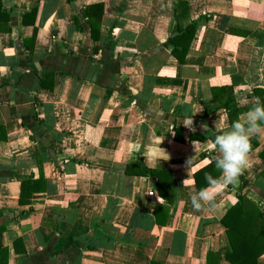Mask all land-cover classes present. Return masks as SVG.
Wrapping results in <instances>:
<instances>
[{
  "label": "crops",
  "instance_id": "crops-1",
  "mask_svg": "<svg viewBox=\"0 0 264 264\" xmlns=\"http://www.w3.org/2000/svg\"><path fill=\"white\" fill-rule=\"evenodd\" d=\"M0 3V264H230L222 218L240 194L264 210V128L213 208L191 196L226 106L241 120L264 88V0ZM95 5L99 40L83 17ZM192 23L184 55L173 39ZM144 169L172 177L164 227Z\"/></svg>",
  "mask_w": 264,
  "mask_h": 264
},
{
  "label": "trees",
  "instance_id": "trees-1",
  "mask_svg": "<svg viewBox=\"0 0 264 264\" xmlns=\"http://www.w3.org/2000/svg\"><path fill=\"white\" fill-rule=\"evenodd\" d=\"M0 9V31L6 32L9 15L3 11L1 3ZM102 16L103 8L101 5L91 6L83 11V17L88 19L90 23V36L93 40H99V28ZM196 25V23H192L191 27L184 34L175 36L173 39V44L176 47H182V53H184V55L192 41ZM252 94L256 101L257 98H259L261 102H264L263 87L257 86L253 88ZM226 110L231 125L233 122L238 121V113L233 103H229L226 106ZM175 139L181 142V138L175 137ZM250 144L251 149L249 153L258 148V138H251ZM259 158L264 162V149L259 154ZM144 174L156 177L159 194L167 200L168 204L166 206H158L155 211L156 225L164 227L166 226L167 216L173 203L170 185L172 177L167 173L154 172L146 169H144ZM207 175L213 177H218L220 175L219 171L215 168L214 161L194 174L197 191L209 187L206 180ZM262 178H264V172L262 173ZM27 186L28 184H23L22 191H24ZM161 217H163V221ZM221 224L226 230V235L231 247V252L226 257L227 261L230 264H258L259 259L264 255V210H260L257 205L250 201L245 195L240 194L238 195L237 203L231 207L222 218ZM6 255L7 250L0 247V263L6 259Z\"/></svg>",
  "mask_w": 264,
  "mask_h": 264
},
{
  "label": "clouds",
  "instance_id": "clouds-1",
  "mask_svg": "<svg viewBox=\"0 0 264 264\" xmlns=\"http://www.w3.org/2000/svg\"><path fill=\"white\" fill-rule=\"evenodd\" d=\"M191 123L192 119L185 125ZM262 128H264V102L257 98L256 104L244 114L243 119L233 122L229 130L215 135L217 155L214 164L220 175L218 177L207 175L209 187L200 189L191 196V205L195 211H201L205 207L213 208L218 194L216 190L223 185H231L238 181L249 163L250 138L253 134H258Z\"/></svg>",
  "mask_w": 264,
  "mask_h": 264
},
{
  "label": "built area",
  "instance_id": "built-area-1",
  "mask_svg": "<svg viewBox=\"0 0 264 264\" xmlns=\"http://www.w3.org/2000/svg\"><path fill=\"white\" fill-rule=\"evenodd\" d=\"M150 197H156L154 193L149 194Z\"/></svg>",
  "mask_w": 264,
  "mask_h": 264
}]
</instances>
